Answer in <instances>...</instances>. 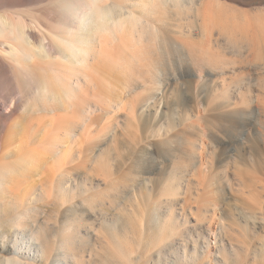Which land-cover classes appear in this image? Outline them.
Returning <instances> with one entry per match:
<instances>
[{"label":"rangeland","instance_id":"374dc122","mask_svg":"<svg viewBox=\"0 0 264 264\" xmlns=\"http://www.w3.org/2000/svg\"><path fill=\"white\" fill-rule=\"evenodd\" d=\"M211 1L205 0L200 11L195 0H187V10L182 0L162 8L163 13L158 9V37L168 34L178 52L165 74L156 59L160 81L145 92L151 100L133 98L144 65L137 66L134 79L112 71V93L117 101L121 95L120 103L96 115L90 155L83 148L87 143L74 147V155L81 157L75 175L81 182L87 173L84 189L89 192H59L32 204L49 223L39 236L45 237L46 248L38 235L28 234L36 250L21 256L22 262L264 264V0ZM56 2L2 4L0 15L42 18V8ZM141 2L127 3L124 11L140 15L133 7ZM248 79L250 88H242ZM229 118L238 119L233 134L226 130ZM84 200L91 205L86 214ZM188 231L194 240L207 236V256L198 252L193 261L192 242L182 245ZM3 237L0 232V245ZM73 254L80 262L70 261Z\"/></svg>","mask_w":264,"mask_h":264},{"label":"bare ground","instance_id":"6f19581e","mask_svg":"<svg viewBox=\"0 0 264 264\" xmlns=\"http://www.w3.org/2000/svg\"><path fill=\"white\" fill-rule=\"evenodd\" d=\"M22 1L25 0H0V5L15 6ZM133 1L57 0L53 6L42 8V18L0 15V232L4 236L0 264H35L21 260L34 249L29 244L31 240L26 239L28 234L33 239L38 235L37 240L46 248L45 237H39L48 227L46 213L42 214L43 220L41 210L31 207L33 203L59 192H89L84 189L88 187L87 173H83L81 182L82 178L78 180L75 175L81 157L74 155V147L87 143L83 148L87 146L90 155L94 150L96 115L119 105L121 95L117 101L112 93V71L134 79L137 66L138 70L145 66L141 68L145 69L144 77H139L135 91L133 88V98L141 102L151 100L145 92L159 84L156 59L162 61L163 68L159 67L165 71L163 74L167 65L176 62V42L168 34L163 39L158 37L162 25L158 9L169 10L175 0H144L133 7L139 9L140 15L131 10L127 14L124 9ZM204 1L195 0V8L200 11ZM182 2L187 10V0ZM163 25L165 29L172 28L170 23ZM201 74H197L199 78ZM219 74L223 75L214 73ZM250 84L248 79L241 87L249 89ZM228 120L226 130H235L238 119ZM206 146L203 143L198 149L200 160ZM176 191L170 194L175 196ZM170 199L174 207L175 199ZM83 202L86 214L91 205ZM33 213L41 220H33ZM170 219L175 220V215L171 214ZM189 231L182 245L192 242L193 261L198 252L207 256L211 248L207 236L197 235L198 240L205 241L200 247ZM221 249L224 251V246ZM70 256L71 262H80L77 255Z\"/></svg>","mask_w":264,"mask_h":264},{"label":"crops","instance_id":"0c3cea01","mask_svg":"<svg viewBox=\"0 0 264 264\" xmlns=\"http://www.w3.org/2000/svg\"><path fill=\"white\" fill-rule=\"evenodd\" d=\"M163 70V69H162Z\"/></svg>","mask_w":264,"mask_h":264}]
</instances>
